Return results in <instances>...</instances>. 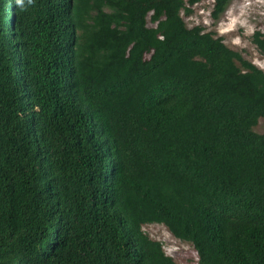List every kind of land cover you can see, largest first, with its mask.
I'll return each mask as SVG.
<instances>
[{
    "label": "trees",
    "instance_id": "1",
    "mask_svg": "<svg viewBox=\"0 0 264 264\" xmlns=\"http://www.w3.org/2000/svg\"><path fill=\"white\" fill-rule=\"evenodd\" d=\"M202 1L0 0V264H264V71Z\"/></svg>",
    "mask_w": 264,
    "mask_h": 264
},
{
    "label": "rangeland",
    "instance_id": "2",
    "mask_svg": "<svg viewBox=\"0 0 264 264\" xmlns=\"http://www.w3.org/2000/svg\"><path fill=\"white\" fill-rule=\"evenodd\" d=\"M215 0H203L193 8V14L183 16L188 27L202 26L208 32L223 37L225 44L264 71V56L253 42L257 31L264 33V0H232L219 20L213 18ZM150 27L153 26L150 19ZM264 134V118L254 129ZM143 231L153 240L162 243L167 255L175 264H199V256L194 247L175 238L165 225L148 224Z\"/></svg>",
    "mask_w": 264,
    "mask_h": 264
}]
</instances>
